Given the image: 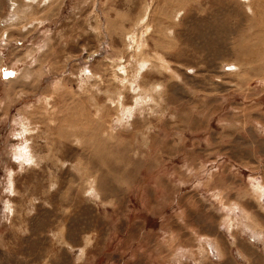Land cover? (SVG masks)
Segmentation results:
<instances>
[{
    "label": "rangeland",
    "instance_id": "obj_1",
    "mask_svg": "<svg viewBox=\"0 0 264 264\" xmlns=\"http://www.w3.org/2000/svg\"><path fill=\"white\" fill-rule=\"evenodd\" d=\"M262 189L264 0H0V264H264Z\"/></svg>",
    "mask_w": 264,
    "mask_h": 264
},
{
    "label": "clouds",
    "instance_id": "obj_2",
    "mask_svg": "<svg viewBox=\"0 0 264 264\" xmlns=\"http://www.w3.org/2000/svg\"><path fill=\"white\" fill-rule=\"evenodd\" d=\"M27 131H28V129H25V130H24V132H27ZM22 134H23V133H22ZM26 163H28L29 165H32V164L35 163V161H33V160H28V161H26ZM37 167H38V165H37ZM251 179H252V177H249V180H251ZM262 191H264V189H262ZM250 207H252L253 210L257 212V215L264 217V208H258V206L255 204V202H253V203L250 205ZM5 211L11 213V209H9V208H7V207L5 208ZM220 227H221V229L223 230V225H221ZM228 231H229V238L231 239V229H229ZM253 239H256V237H253Z\"/></svg>",
    "mask_w": 264,
    "mask_h": 264
},
{
    "label": "crops",
    "instance_id": "obj_3",
    "mask_svg": "<svg viewBox=\"0 0 264 264\" xmlns=\"http://www.w3.org/2000/svg\"><path fill=\"white\" fill-rule=\"evenodd\" d=\"M256 190V189H255ZM258 193H261V189L259 188V190H256ZM242 212H243V215H244V218L246 219H250V216H249V213L245 210L243 211L244 209H241ZM247 213V214H246ZM246 214V215H245ZM234 220H232V223H233Z\"/></svg>",
    "mask_w": 264,
    "mask_h": 264
},
{
    "label": "bare ground",
    "instance_id": "obj_4",
    "mask_svg": "<svg viewBox=\"0 0 264 264\" xmlns=\"http://www.w3.org/2000/svg\"><path fill=\"white\" fill-rule=\"evenodd\" d=\"M243 211H245V210H243ZM246 214H247V213H246ZM246 214H245V215H246Z\"/></svg>",
    "mask_w": 264,
    "mask_h": 264
}]
</instances>
